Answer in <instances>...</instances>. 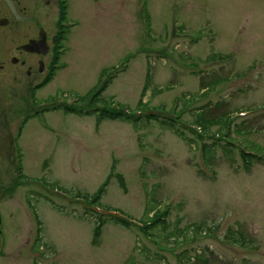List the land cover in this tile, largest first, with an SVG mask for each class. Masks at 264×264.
<instances>
[{
  "label": "rangeland",
  "instance_id": "1",
  "mask_svg": "<svg viewBox=\"0 0 264 264\" xmlns=\"http://www.w3.org/2000/svg\"><path fill=\"white\" fill-rule=\"evenodd\" d=\"M68 1V19L77 25L62 42L63 68L37 96L56 95L58 106H72L57 97L70 92L89 96L88 102L83 115L47 112L32 117L22 132L18 125L27 110L14 102L3 132L9 158L0 159V264H264V0ZM6 5L4 15L19 23L10 26V40L21 33V24L28 29L26 40L38 33L37 25L49 38L57 33L56 0ZM109 69L117 70L105 74ZM100 73L105 88L96 95ZM214 82L206 99L183 105L184 99L204 96ZM95 97L133 110L142 102L162 118L178 102L179 125L190 142L155 122L86 115L104 107L90 103ZM204 106L208 120L245 113L231 122L227 135L263 161L246 164L236 148L226 157L214 145L222 139L192 135L188 124ZM210 129L213 135L220 131ZM205 146L216 152L211 165ZM19 167L23 178L48 189L20 185ZM110 175L102 205L135 221L148 210V218L167 212L165 233L157 228L147 236L135 226L107 221L96 237L91 207L51 189L90 199ZM230 231L244 234L250 249L227 241Z\"/></svg>",
  "mask_w": 264,
  "mask_h": 264
},
{
  "label": "flooded vegetation",
  "instance_id": "2",
  "mask_svg": "<svg viewBox=\"0 0 264 264\" xmlns=\"http://www.w3.org/2000/svg\"><path fill=\"white\" fill-rule=\"evenodd\" d=\"M8 2L9 0H0V28L2 29L0 32V142L3 141L0 159L3 160L9 158V145L6 143L8 138H4L3 132L8 129L11 108L16 102L23 106V110H27V117L19 122L18 131L22 130L21 127L24 128L26 121L42 113L44 108H37V103L43 99L38 98L37 95L43 88L42 85L54 73V49L63 42L64 38L57 34L50 38L45 34L42 35V28L37 25L38 33L34 32L33 36L26 40L24 33L28 29L21 24L19 27L21 33L19 34L17 30V35L10 40L8 31L10 26L16 29L19 23L11 21L4 15ZM11 16L15 17L13 13ZM48 55H50L49 61L43 60ZM12 84L13 89L9 90ZM25 86L26 89H24ZM17 87L19 89H15ZM16 143L18 140L13 144ZM0 190H3L2 186Z\"/></svg>",
  "mask_w": 264,
  "mask_h": 264
},
{
  "label": "trees",
  "instance_id": "3",
  "mask_svg": "<svg viewBox=\"0 0 264 264\" xmlns=\"http://www.w3.org/2000/svg\"><path fill=\"white\" fill-rule=\"evenodd\" d=\"M150 76L147 77V82H146V86L143 92V96H145L146 92L148 91V88L150 86ZM217 82H214L210 85H208L207 89L211 90L214 89V87L216 86ZM88 98L89 96H85L80 98V103L81 106H75L73 108H68V110L66 112H70V113H74L77 115H83V112H85L83 109V106L85 103L88 102ZM100 102L99 99H97L96 97L93 98L92 102L90 103H97ZM206 106L202 107V109L200 110H196L198 111V113L196 114V121L194 124H196L198 127H201L203 132L202 134L197 133V131L190 129V133L194 136H196L199 140H203L205 137L204 135H206V130L210 129L212 127H219L220 132L222 133L225 129H226V125L227 123H229L228 120V116H224V118H220L218 120H208L206 119L205 116V110ZM137 110L139 112H141L143 115H137V111H133L130 110V112L126 111L124 109V107L121 106H113V107H108L107 106V102L104 101V107L101 109H93L91 112H86V115H97L99 121H104V120H110V121H124V122H130L133 124H137V123H141V122H147L148 124H152V122L158 123L160 125H162L163 127H165L166 129L170 130L171 132H173L178 138H180L181 140L185 141V142H190L189 141V137L187 136V131L186 128L180 126V118H162L160 116H156L154 114H144L145 112H148V106H146L145 104H143L142 102L139 104V106L137 107ZM240 134H242V131L239 132ZM214 137V136H213ZM220 140V139H218ZM214 145L217 146L219 145L220 147H222L223 153L226 157H231L234 154V152H237L235 147L230 144V143H222L221 140L220 141H215L214 140ZM204 158H205V162L207 165H211V162L213 161V159L216 158V152L212 150H210L208 148V146H205L204 148ZM240 157L242 158V160L245 163H252L253 161H257L260 162L262 161L261 158H257L248 154H245L243 152H238ZM112 175L109 176V178L107 179V181L104 183L103 187L93 196L89 198L85 197L84 195H81L82 198H84L85 202L89 205V206H100L101 207V200L102 197L105 193V190L108 186L109 181L111 180ZM116 178L118 179V181L122 184L123 183V179L121 176L116 175ZM152 212V210H148L146 213V216L144 219H142V223H143V227L141 229V231L147 235V236H152L153 235V231H155L157 228H161L162 232L165 233L167 231V224H166V219H165V214L167 213H161L160 211H154V215L152 217H149V214ZM96 218H97V222L96 225L94 227V234L96 237H99L101 235L102 232V228L104 227L105 223L108 221L109 223L114 222L116 224H120L125 228H130L131 224H129V222H127L126 220H124L123 218H119L116 216H112V215H99L96 214L93 210L91 212ZM150 223L149 226H145L144 223ZM200 232V231H199ZM173 235V234H171ZM225 239L227 241H232L234 242V244L242 247V248H247L250 249V241H248L246 239V237L244 236V234H240V232H234V231H230L226 234ZM199 259V258H198Z\"/></svg>",
  "mask_w": 264,
  "mask_h": 264
}]
</instances>
